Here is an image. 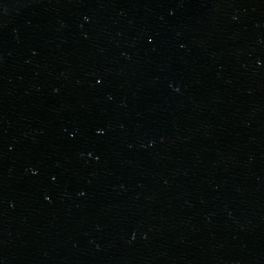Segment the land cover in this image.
<instances>
[{"label": "water", "instance_id": "95a60500", "mask_svg": "<svg viewBox=\"0 0 264 264\" xmlns=\"http://www.w3.org/2000/svg\"><path fill=\"white\" fill-rule=\"evenodd\" d=\"M0 264H264V0H0Z\"/></svg>", "mask_w": 264, "mask_h": 264}]
</instances>
